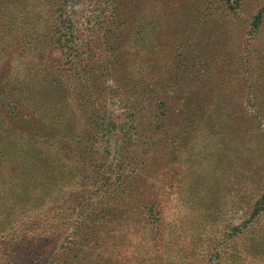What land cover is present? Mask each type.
Wrapping results in <instances>:
<instances>
[{"label": "rangeland", "instance_id": "obj_1", "mask_svg": "<svg viewBox=\"0 0 264 264\" xmlns=\"http://www.w3.org/2000/svg\"><path fill=\"white\" fill-rule=\"evenodd\" d=\"M263 7L0 0V51L17 48L15 60L25 48L23 64L10 65L61 88L73 131L45 141L47 174L0 138V264H264ZM59 16L73 29L62 46L51 35ZM59 48L86 71L70 69ZM119 53L128 63L117 77L109 56ZM140 83L165 101L161 131L143 111L133 122ZM88 107L114 127L85 145ZM12 126L0 118L1 135Z\"/></svg>", "mask_w": 264, "mask_h": 264}, {"label": "trees", "instance_id": "obj_2", "mask_svg": "<svg viewBox=\"0 0 264 264\" xmlns=\"http://www.w3.org/2000/svg\"><path fill=\"white\" fill-rule=\"evenodd\" d=\"M220 2L231 7V0H220ZM236 2L237 0H234V3ZM61 11L62 10H59V12ZM262 15H264V7L260 10V14L257 16L256 21H259ZM71 22L70 17L61 18L59 16L54 20L53 32L51 35L52 37H56L55 43L59 46L63 45L61 42H66L68 36L69 39L72 36L73 29ZM59 49L60 53L68 58L70 69L71 67L72 69L74 67V71H78L79 68V71H86L84 66L81 67L83 63L79 59V54H73V51L70 48ZM15 50H17V48H6L5 51H0V60L4 59L2 61V68L4 67L6 69V71H4L5 75L0 79V107L1 111H4V113L0 112V118L2 119V123L13 125L11 128L4 127V131L2 132V135L0 134V138L2 137V139L5 140H2L1 144H7L6 141H8V147L12 145L15 151L23 150L26 154V158H31L33 161H36L33 162V167L38 168L42 173L47 174L50 169V165L48 164L50 163L48 159L50 156L47 152L42 151V146L46 145V140L50 142L58 139L65 141L68 137H72L73 131L70 128L72 123L69 122L72 112L66 111L65 108L67 107V103L64 99L63 92L59 87H57L56 90L54 89L52 79L49 82H45V85H42V80L37 77V72H31V69H28L26 72L25 66L22 68L18 67L23 64L18 61L22 59V56L25 54V48L19 50L15 60L9 59V55L13 54ZM107 51H109V49ZM111 51L115 52L116 50L111 48ZM121 53L114 55L111 54V56H109V59H111L109 65L113 67L118 66V68L114 70L115 72H113V75L117 77L121 76L119 72L125 68L124 66L121 67V65L128 63V55L124 53L123 59ZM10 62L17 64L18 66H11ZM76 62L79 63L77 64ZM74 63L76 64L74 65ZM100 68L104 72L102 73L104 77H111L110 73L112 70L107 71L105 70L106 67L102 66H100ZM138 68H140L139 64ZM28 73L31 74L29 79L26 78V74ZM78 79L82 81L81 77H78ZM38 81L40 82L39 84ZM139 85V92L138 95H136L137 100L134 102V106H129L133 113V122H138L136 112L138 111L140 113V111H143V114L147 115L149 120L148 127L153 130L161 131L163 117L165 115L164 111L166 109L165 101L163 98L159 97L158 94L153 92L150 85H145L143 83H140ZM82 106L85 108L84 103ZM84 112L86 114L90 113L91 119L90 122L85 121L87 129L83 131L81 139L83 144H88L90 135L93 132H98L105 128H108L107 131L110 132V128L114 127V119H108L107 111L102 112V117L100 115L96 116L95 111L89 110V107L86 108ZM75 115L76 114L73 112V118ZM21 125H23V127H21ZM25 129L28 130L27 135L15 136L16 131ZM126 139L127 142H129L131 137ZM181 141H183V139L180 140V146L182 145ZM48 147H50V145ZM18 157L19 156L16 154H13V159H23L22 156L20 158ZM79 170L80 173L83 171L82 165H80ZM92 231L93 232L90 233L95 234L97 232L95 231V228L92 229ZM91 235L89 234L88 237L90 238ZM123 238H125V235H123ZM87 242L88 241H85V243ZM83 246L82 248L72 249L69 253L75 252V254H79L84 249Z\"/></svg>", "mask_w": 264, "mask_h": 264}]
</instances>
